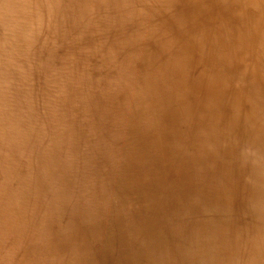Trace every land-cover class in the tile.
Returning a JSON list of instances; mask_svg holds the SVG:
<instances>
[{"label":"clouds","instance_id":"1","mask_svg":"<svg viewBox=\"0 0 264 264\" xmlns=\"http://www.w3.org/2000/svg\"><path fill=\"white\" fill-rule=\"evenodd\" d=\"M53 7L3 5L70 136L0 264H264V0H86L70 26Z\"/></svg>","mask_w":264,"mask_h":264},{"label":"bare ground","instance_id":"2","mask_svg":"<svg viewBox=\"0 0 264 264\" xmlns=\"http://www.w3.org/2000/svg\"><path fill=\"white\" fill-rule=\"evenodd\" d=\"M86 0H0V253L4 244V234L11 237L18 229L20 220L18 212L33 209L50 172V164L58 165L57 151H66L69 146V132L61 127L57 115L46 112L43 104L37 100L36 86L32 85L21 71L23 44L18 33H10L3 19V5L15 8L24 4L59 5L51 9L54 21L62 23V17L68 19L78 14L79 4ZM41 11L47 12L44 8ZM50 35V33H45ZM41 43L35 46L38 54ZM255 89L264 88V76L257 72L254 76ZM48 141L44 145V142ZM45 153V154H44ZM62 153V152H60ZM60 157V156H59ZM41 158V161H40ZM44 159L51 160L46 164ZM40 161V163L38 161ZM38 162V163H37ZM34 164H37L36 166ZM34 179V182H32ZM19 188L20 192H17ZM34 194V197L31 194ZM21 199L19 206L10 203ZM30 264H50L47 254L41 251L29 253ZM253 264H260L257 259Z\"/></svg>","mask_w":264,"mask_h":264},{"label":"rangeland","instance_id":"3","mask_svg":"<svg viewBox=\"0 0 264 264\" xmlns=\"http://www.w3.org/2000/svg\"><path fill=\"white\" fill-rule=\"evenodd\" d=\"M69 136H70V134H69ZM47 143H48V141L45 140L44 145L47 146L46 145ZM60 152H62V153H60ZM64 154H65V151H57L56 152V158L55 159L58 160V165L56 167H54V165H53L54 162L51 163V160H49V159H44L42 162L46 163V164L51 163L50 164V172H54V170H56L58 168ZM36 161H38V160H36ZM40 161H41V158H40ZM40 161H38V162L40 163ZM34 165L36 166L37 164H34ZM32 182H34V179H32ZM160 183H164L163 172L161 173V176H160ZM17 192H20L19 188H17ZM46 192H47V180L44 181L43 186L41 188V191L37 190L36 188L34 189V193H37L39 195L37 203L42 202ZM31 196L34 197V194L32 193ZM21 201H22L21 199H14L12 201V203H10V204L13 205L14 207L19 206ZM37 203H36V205H37ZM36 205L33 206L34 207L33 209H29L27 211L28 217H26L24 211L20 209V211L17 214L19 217V220H20L19 226L27 223L28 221H30L32 219L33 211H34ZM175 208H176V205L174 203H170L166 200H161L157 211L151 214V218H145L147 225L150 226L154 220H159L166 213L171 214V212H173L175 210ZM10 243L11 242L9 241V246H10Z\"/></svg>","mask_w":264,"mask_h":264}]
</instances>
